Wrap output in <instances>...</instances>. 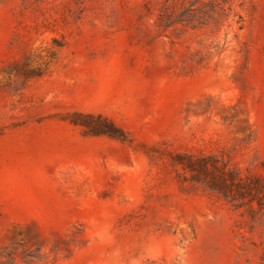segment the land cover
Here are the masks:
<instances>
[{"label":"rangeland","instance_id":"rangeland-1","mask_svg":"<svg viewBox=\"0 0 264 264\" xmlns=\"http://www.w3.org/2000/svg\"><path fill=\"white\" fill-rule=\"evenodd\" d=\"M0 264H264V0H0Z\"/></svg>","mask_w":264,"mask_h":264},{"label":"trees","instance_id":"trees-1","mask_svg":"<svg viewBox=\"0 0 264 264\" xmlns=\"http://www.w3.org/2000/svg\"><path fill=\"white\" fill-rule=\"evenodd\" d=\"M203 162H205V161H203ZM202 170H204V171H208V166L207 165H204V163H203V166H201L200 167ZM224 181V183H223V187L224 188H226V189H228V188H230L231 186L232 187H236V188H245V190L247 189L248 191H252V190H260L259 189V186H256V187H250V186H248V185H246L245 183H239V184H234V185H231V184H228L227 183V181H225V179L223 180ZM256 184H258V182H256Z\"/></svg>","mask_w":264,"mask_h":264}]
</instances>
